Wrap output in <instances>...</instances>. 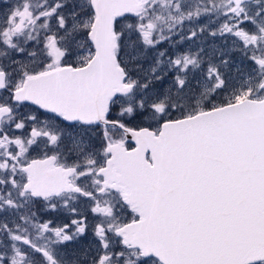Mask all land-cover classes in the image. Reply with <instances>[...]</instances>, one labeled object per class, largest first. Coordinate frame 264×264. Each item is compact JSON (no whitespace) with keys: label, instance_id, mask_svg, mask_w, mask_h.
Wrapping results in <instances>:
<instances>
[{"label":"snow or ice","instance_id":"snow-or-ice-1","mask_svg":"<svg viewBox=\"0 0 264 264\" xmlns=\"http://www.w3.org/2000/svg\"><path fill=\"white\" fill-rule=\"evenodd\" d=\"M0 264H264V0H0Z\"/></svg>","mask_w":264,"mask_h":264}]
</instances>
